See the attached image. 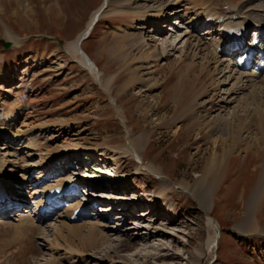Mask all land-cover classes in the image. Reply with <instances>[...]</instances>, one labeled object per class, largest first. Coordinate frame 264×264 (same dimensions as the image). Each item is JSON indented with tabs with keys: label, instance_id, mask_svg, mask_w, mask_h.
I'll return each mask as SVG.
<instances>
[{
	"label": "rangeland",
	"instance_id": "rangeland-1",
	"mask_svg": "<svg viewBox=\"0 0 264 264\" xmlns=\"http://www.w3.org/2000/svg\"><path fill=\"white\" fill-rule=\"evenodd\" d=\"M104 1L0 0V156L7 165L8 191H37L35 202L45 201V187L100 176L97 168L105 171V180L88 181H126L127 189L120 193L127 190V206L138 208V221L126 218L125 206L110 218L113 213L101 211L109 204L101 196L90 199L101 204L76 219L79 203L89 202L87 186L66 205L43 214L38 224L23 218L38 215L37 204L27 199L16 209H0V264H118V256L145 264L135 252L155 254L158 249L150 246L158 243H174L175 250L166 253L174 258L151 259L149 264H199L192 253L201 241L217 235L218 244L205 247L202 264H264V97L253 86L232 92L236 80L226 81L230 73L224 66L216 71L212 54L224 48V41L217 43L220 35L209 33L213 27L218 30L215 26L198 24L204 10L222 16L230 4L244 0H179L183 11L170 16L180 7L168 8L169 0H158L148 6L154 9L149 18L143 17L139 0H111L117 12L108 9L97 18L81 46L100 69L101 82L72 46L93 26ZM161 7V15L155 16ZM254 30H248L251 37ZM2 40L11 47L6 49ZM257 57L256 52L251 55L253 66L244 72H254ZM130 140L143 148L140 156L128 154ZM57 156L62 166L76 163L74 175L67 176L66 167L50 161ZM213 162L222 166L214 168ZM49 172L55 180L49 178L42 187L34 184L38 175ZM205 179L215 194L209 215L193 195L179 189L182 183L193 186ZM21 180L30 182L17 186ZM254 195L261 198L251 208ZM149 208L154 214L142 217ZM95 217L107 228L100 233L113 241L100 244L101 236L95 238ZM208 219L216 228L207 227ZM151 220L163 225L154 226ZM158 228L166 236H157ZM123 234L129 236L122 244L126 246L111 253L120 245L116 240H126ZM176 252L183 257L176 258Z\"/></svg>",
	"mask_w": 264,
	"mask_h": 264
},
{
	"label": "bare ground",
	"instance_id": "bare-ground-1",
	"mask_svg": "<svg viewBox=\"0 0 264 264\" xmlns=\"http://www.w3.org/2000/svg\"><path fill=\"white\" fill-rule=\"evenodd\" d=\"M139 2H140L139 5H141V3H144L140 6L142 9L141 11L144 12L143 17L149 18V16L152 15V13H153L152 11H154V9H153V7L151 8L148 6H150V5L154 6L158 2V0H139ZM111 4H112L111 0H105L104 3L101 5V7L97 10V12L94 16L95 20L97 18H99L100 16H102L103 14H106V12H108L107 11L108 9H110L112 14L114 12L116 13L117 11H115V9H113L111 7L112 6ZM173 4H177L178 7H180V8L172 10V12L171 11L168 12V13H170V14L167 13L168 16L173 15V13H175L177 15L183 11L181 8V7H183V5L180 4L179 0H169V2L167 4V6L169 5L168 8H171L172 7L171 5H173ZM203 7L204 8L207 7L206 3ZM163 8L164 7H161V8H159V10L155 11V16H160ZM204 8H203V10H204ZM209 8L207 9L208 11H210ZM207 10H206V12H207ZM134 11L141 12L137 9H135ZM204 11L202 13V15H203L202 18L198 21V24L200 25L199 28L207 27V28L212 29V26H215L216 29H218V30H215V28L213 27L214 30L213 31L209 30L210 31L209 33L212 34L213 36H215V34L218 33L221 37V40L216 41V42L221 43V41L222 42L224 41L223 44L225 45L223 49H220V50L218 49V50L212 51V54L215 55V57L213 55V59L216 61L217 65H218V66H216V71H219L220 68L221 67L223 68V66H224L223 70L224 71H225V69L227 70V71H225V73L226 72L230 73V75L226 77V81L231 82L234 79L236 80L235 84L232 87L233 93L242 92L243 90H247V88L249 86H251V87L253 86L254 88H257L258 90H260L259 94L261 93L264 97V43H263V41H264V0H244L242 3H240L238 5H231L230 4L228 6V11L225 12L224 15H222V16L220 14L219 15L215 14L216 13L215 11L214 12L212 11V13L211 12L205 13ZM168 16H166L165 19H167ZM91 27H90V29H91ZM251 27L255 28L253 37H251V35H249V33H248V30ZM90 29H88L86 35L89 33ZM91 32H90V34H91ZM85 36L78 39L76 44H73L72 47L74 49V53L76 55L81 54V62L85 66L89 67L92 74L95 76L96 80H99L102 82V80H103L102 74H101V71L98 68L97 64H95V62L88 56L91 63L94 64V66H93V64H91L89 61H87L86 57L81 52L82 47H80V42ZM249 37L251 38L250 42H249ZM11 40H13V38H11ZM201 42H203L202 39H201L200 43ZM200 43L195 46V47H197V49L200 48V46H201ZM15 44H18V41H16ZM164 44L165 43H162V45L165 47ZM81 46H82V44H81ZM207 49L210 50L209 48H207ZM255 52L258 53V57H257L258 63L255 65L256 68H254V72L253 73L252 72H244L245 69L253 66V61L251 62V55L253 53L255 54ZM234 60H236V62H234ZM257 69H258V71H256ZM224 71H222V73ZM223 77H225V75H223ZM107 84H108V82H107ZM224 84H227V83H224ZM253 90H255V89H253ZM14 116L15 115H12L13 119H14ZM8 118H9V116H8ZM7 121H8V119H7ZM5 124H6V122H5ZM133 144H134V140H130L129 144H128L129 145V149L127 151L128 154L140 156L142 154L141 151L143 148L141 146H138V148H136ZM76 151H80V150H76ZM75 153L76 154H82V152H80V153L75 152ZM70 154H72V153H69L66 155H70ZM59 160H60V156H57V157H54L53 159H51L50 161L53 162L54 164H59L60 168L66 167L65 169L68 170V173L66 174L67 176L69 174H73V175L75 174V173H73L72 169H75L77 167L76 163H70V164H66V165L62 166L61 162H59ZM46 163L47 164H45V166H49V167L51 166L50 162H46ZM91 163H93V160H91ZM214 165H215L214 168H218L220 165L222 166V164H220V163H216V164L214 163ZM6 166L7 165H6L5 159L0 156V209L1 208L5 209L6 207H7V209H16L19 205H21V203H23L24 200L30 199L31 201L30 200L29 201L31 203L33 202L34 204L35 203L37 204L36 207L38 209V215L37 214L33 215V213H30L29 216H24L23 218L25 220H29L32 223L38 224V223L42 222V220H43L42 215L44 212H49V210L53 212V211L57 210L58 208L62 207L63 205H66L67 204L66 200H73L79 193L83 194L84 191H83L81 186H87L88 187V192H90V194H89L90 198H89V202L85 203L84 205L79 203V206H78L79 210L77 212V215L79 217H76V219L80 220L81 219L80 216L89 215L88 210L92 209V211H93V208L95 207V205L101 204V201L99 203V200L97 203L90 200L92 198H99L98 196H101L100 199H102V203L103 202L109 203L108 205H106L104 207L105 210H101V211L102 212L110 211V213H113V215L112 214L108 215V216H110V218H111V216L113 217L117 213L116 211H118L117 210L118 207L125 206L126 207V211H125L126 218H129V216H132L133 217L132 221H138L137 218L134 217L135 211L138 208H135V209L133 208V210H132L130 208V205L127 206L128 204H130V203H126V197H124V196H127V194H126L127 190L124 191L123 193H120L121 191L127 189L126 188L127 187L126 181L123 180V182H119L118 181L119 179L117 180L115 177L109 178V180L113 183V185L101 183V182H98L97 180L96 181L94 180V182L88 181L92 178H97V179H100V178L103 179L104 178V180H105V178H107L108 173L105 171L99 170L98 168L95 170L98 174H101L100 176H90V177L88 176L89 179L85 178V176L78 177L76 182H72V179L71 180L68 179V180H66V183H64V184H59V185H56L55 187H52V188L51 187L43 188L45 201L44 202L43 201L42 202H38V201L35 202L36 200L34 199V201H33V197L38 196L39 193L37 191L33 192L30 195L29 194L23 195V194L17 193L16 191L19 190L21 187L19 189H18V187H14L10 192L8 191V188H9L8 182L6 181V179L4 177ZM95 166L103 167V165H101V164L95 165ZM209 168H210V166H209ZM215 171H216V169H215ZM52 173L53 172H49L47 176L38 175L37 179L33 181V182H35L34 184L36 186L39 185V187H42L43 184H45V182L50 180L49 178L55 180L56 176L54 177L52 175ZM207 174L210 176H213L214 172L212 169L211 170L207 169ZM205 175H206V173H205ZM208 175H206L205 177H207ZM74 179H75V177H74ZM207 181L208 180H206V179L199 181V182L195 183L193 186H188L187 182H186L187 184L182 183L180 185L181 187L179 189H182V191L184 190L185 192L193 195L197 199L199 206L209 215V213H211L214 210L213 208L215 207V194H214V190L212 189V184H210ZM27 182H30V180H21V181H19V184H17V186L25 185ZM212 183H214V182H212ZM115 184H117V186H114ZM103 185H105L107 187H111L112 188V189L110 188L111 191L109 190V188H107V187L105 188ZM117 188H122V189H117ZM112 190H113V192H112ZM117 191H119V193H115ZM24 192H26V191L24 190ZM91 193H93V194H91ZM260 198H261L260 196H255V195L252 197L253 202L250 204L251 208H253V206H254L253 204L256 203V200L258 201ZM113 203H115V205H116L115 209L112 206ZM134 203H136V202H134ZM80 206H82L84 208H82ZM139 208H141V203L139 205ZM150 208H152V207L150 206ZM24 212H26V211H24ZM151 213L152 214L148 213V215H146V213H144L143 215H145V216H142V217H149V216L153 215L154 210H152ZM253 213L254 212H251L250 214H253ZM33 216H36V217L39 216V217L36 218ZM158 218H155V219H158ZM162 218H163V216H162ZM248 218H249V219H247L248 223L252 224L251 221L253 220V216H249ZM73 219H75V218H73ZM96 220L97 221H96L95 226L93 227L92 231H93L95 238H96V236H99V235L101 236V242H99V243L100 244H106V243L113 241V239L110 235L106 234L105 232H104V234L100 233V230L102 231L103 227H105V226L102 225L101 223H99L101 221L100 218H96ZM102 220H104V219H102ZM127 221L131 223L130 225L136 226V224H133V222L130 219H128ZM150 222L154 226H157L158 224L163 225L162 223H159V221H156V220H153V221L151 220ZM255 223H256V221H255ZM140 224H141V222H140ZM142 224H144V223H142ZM151 224H150V226H151ZM175 224L176 223L174 222L170 225L173 226ZM216 224L217 223L213 219H208L207 227L214 226L216 228ZM34 225H36V224H34ZM37 227H39V226H37ZM119 227H120V224H117V227L114 228V230L119 228ZM168 227L169 226H166L165 229H167ZM137 228H138V225H137ZM105 229H107V228H104L103 231ZM112 230H113V228H112ZM147 230L150 231V229H147ZM145 232H147V231H145ZM155 233H157V236L160 235V233H162L166 236V232L163 231L162 229H159V228ZM127 234L121 235L126 240H123V239L122 240H120V239L116 240V241H120V245H118V247L114 248V250H112L111 253L117 249L122 248L123 246H126V244H124V245H122V244L128 240L129 236ZM147 238H148V240H151L153 238V236L148 235ZM212 238H214V237L210 236L206 240L201 241V243L199 244V247L196 249L195 252L192 253L191 257L193 258L194 261L196 260L199 262V264H202L203 259L206 256L205 247H207V250L212 249V244L217 245L219 242V238H221V236L217 235L214 239H212ZM129 240H131V239H129ZM137 246H136L135 250L138 248ZM150 247L158 249L157 253H155V254L153 253L152 255L151 254L145 255L143 253H136L135 252L134 257H136V258L138 257V259H140L142 262L145 261V264H149L151 259L166 260V259L174 258L173 255L170 256V255L166 254L167 252L169 253L170 251L175 250V244L174 243L171 246H166L165 243H163V244L158 243V244H154ZM108 255H106L104 257V259L106 257H108ZM175 256H176V258H182L183 253L176 252ZM118 258L121 260H125V262H122L120 260L118 262V264H133L129 259H127L125 257L118 256ZM190 258H188V259H190Z\"/></svg>",
	"mask_w": 264,
	"mask_h": 264
},
{
	"label": "water",
	"instance_id": "water-1",
	"mask_svg": "<svg viewBox=\"0 0 264 264\" xmlns=\"http://www.w3.org/2000/svg\"><path fill=\"white\" fill-rule=\"evenodd\" d=\"M97 20H98V19L95 20V22H94L93 26L91 27L90 31L92 30V28H93L94 25L96 24ZM90 31H89V33H88V34H87V35L81 40V42H80V47H81L82 42L88 38V36H89V34H90ZM1 42H2V44L4 45V47H5L6 49H8V48L11 47V45H10L9 42H6L5 40H2ZM81 49H82V48H81ZM81 52H82V54L86 57L87 61H89V62L91 63V61H90L89 57L87 56V54H86L83 50H81ZM91 64H93V63H91ZM93 66H94V64H93Z\"/></svg>",
	"mask_w": 264,
	"mask_h": 264
}]
</instances>
